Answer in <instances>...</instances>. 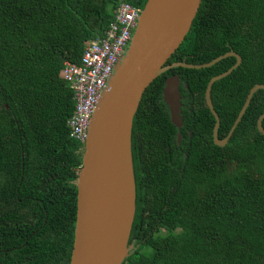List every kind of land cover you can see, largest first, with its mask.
I'll use <instances>...</instances> for the list:
<instances>
[{
  "label": "trees",
  "instance_id": "1",
  "mask_svg": "<svg viewBox=\"0 0 264 264\" xmlns=\"http://www.w3.org/2000/svg\"><path fill=\"white\" fill-rule=\"evenodd\" d=\"M123 1L142 10L147 0ZM119 3L0 0V264H69L83 146L69 138L73 93L60 72L106 34ZM231 50L241 64L211 89L219 139L249 90L264 85V0H201L166 62L204 64ZM235 62L170 69L145 90L133 119L136 209L123 264H264V90L224 147L213 143L204 100L208 81ZM174 75L180 130L162 100Z\"/></svg>",
  "mask_w": 264,
  "mask_h": 264
},
{
  "label": "water",
  "instance_id": "2",
  "mask_svg": "<svg viewBox=\"0 0 264 264\" xmlns=\"http://www.w3.org/2000/svg\"><path fill=\"white\" fill-rule=\"evenodd\" d=\"M201 0H147L140 11L130 44L122 54L93 113L82 150L76 181V221L69 264H123L133 248L128 245L135 217V177L131 152L133 119L147 87L170 69H206L223 59L234 57L235 64L212 77L204 93L205 105L214 117V145H227L255 92V84L227 136L218 137L220 119L211 101L215 82L230 75L241 64L232 50L204 64L174 62L166 64L189 32ZM181 85L178 75L168 77L162 100L170 123L183 126L180 115ZM264 112L256 122L264 135ZM182 136L177 134V143Z\"/></svg>",
  "mask_w": 264,
  "mask_h": 264
},
{
  "label": "built area",
  "instance_id": "3",
  "mask_svg": "<svg viewBox=\"0 0 264 264\" xmlns=\"http://www.w3.org/2000/svg\"><path fill=\"white\" fill-rule=\"evenodd\" d=\"M140 9L120 0L114 21L103 37L85 43L78 64L65 61L61 78L73 93L74 110L67 121L69 138L84 146L93 113L137 26Z\"/></svg>",
  "mask_w": 264,
  "mask_h": 264
},
{
  "label": "flooded vegetation",
  "instance_id": "4",
  "mask_svg": "<svg viewBox=\"0 0 264 264\" xmlns=\"http://www.w3.org/2000/svg\"><path fill=\"white\" fill-rule=\"evenodd\" d=\"M16 248L19 249L20 247H16ZM2 251L7 252V251H9V250H4V249H2L1 252H2Z\"/></svg>",
  "mask_w": 264,
  "mask_h": 264
}]
</instances>
